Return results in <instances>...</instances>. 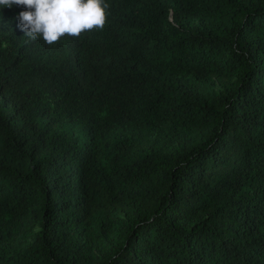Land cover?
I'll return each instance as SVG.
<instances>
[{"label": "trees", "instance_id": "trees-1", "mask_svg": "<svg viewBox=\"0 0 264 264\" xmlns=\"http://www.w3.org/2000/svg\"><path fill=\"white\" fill-rule=\"evenodd\" d=\"M106 3L0 8V264H264V0Z\"/></svg>", "mask_w": 264, "mask_h": 264}, {"label": "clouds", "instance_id": "clouds-1", "mask_svg": "<svg viewBox=\"0 0 264 264\" xmlns=\"http://www.w3.org/2000/svg\"><path fill=\"white\" fill-rule=\"evenodd\" d=\"M21 6L18 27L28 41L42 39L46 45L66 36L79 38L85 32L103 30L108 22L106 0H0V8Z\"/></svg>", "mask_w": 264, "mask_h": 264}]
</instances>
